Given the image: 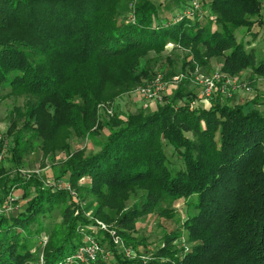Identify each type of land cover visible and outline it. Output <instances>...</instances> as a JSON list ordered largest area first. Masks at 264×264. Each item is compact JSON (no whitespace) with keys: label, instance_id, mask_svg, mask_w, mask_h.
Returning a JSON list of instances; mask_svg holds the SVG:
<instances>
[{"label":"trees","instance_id":"1","mask_svg":"<svg viewBox=\"0 0 264 264\" xmlns=\"http://www.w3.org/2000/svg\"><path fill=\"white\" fill-rule=\"evenodd\" d=\"M138 1L0 0V91L24 100L10 112L6 132L14 161L30 143L43 156L64 153L58 178L93 199L94 221L113 226L91 232L66 189H45L37 178L11 179L0 167V210L11 192H34L20 213L0 216V264H28L33 240L44 233L42 220L55 210L63 229L49 232L42 264H106L102 257L73 259L88 238L117 264H264V114L218 102L209 109L177 106L178 91L173 104L152 113L114 115L103 125L98 117L149 76L138 71L141 60L169 44L188 52L190 70L221 59L226 77L248 70L264 79V60L236 37L242 29L255 36L263 26L261 3L196 0L194 9L192 0ZM161 8L179 12L162 18ZM103 127L107 135L96 152L70 153L71 137ZM2 148L0 141V154ZM166 148L180 168L172 167ZM82 180L85 187H78ZM139 192L143 201L127 208ZM179 200L189 250L174 248L182 237L175 232L155 252L141 248L133 238L137 221L159 206L169 218ZM117 245L132 256L117 255Z\"/></svg>","mask_w":264,"mask_h":264},{"label":"rangeland","instance_id":"2","mask_svg":"<svg viewBox=\"0 0 264 264\" xmlns=\"http://www.w3.org/2000/svg\"><path fill=\"white\" fill-rule=\"evenodd\" d=\"M144 0H139L142 3ZM154 4H158L162 0H151ZM261 3V16L264 18V0H259ZM168 3V0L165 4ZM179 11L173 10L168 13L164 8L160 9V16L166 17L171 14V17L177 15ZM129 17V15H128ZM127 17V19H128ZM255 31V36L249 34L242 29L237 32V41L242 42L246 49H254L257 59L264 60V26L259 27ZM222 65L221 59H212L207 67H195L190 70L188 64V52L179 49L171 44L167 45L164 51L156 56L149 53L140 62L138 71L144 69L148 71L149 76L141 77L136 88L127 94L117 98L108 108L101 109L98 112L99 123H106L112 116L124 118L128 115L137 113H152L159 106L171 103L178 91H181L182 98L176 99V105L180 106L187 103L191 109H209L216 102L228 106H244L247 109H254L264 114V79L253 76L250 71H244L239 76L230 78L222 75L220 68ZM216 76V90L209 98H205L202 94V81L205 78ZM160 77L163 87L154 89L156 97L154 99H145L138 96L136 90L138 87L149 85L155 78ZM9 90L3 88L0 91V141H3L2 153L0 154V167L11 179L26 181L31 178H37L45 189H66L69 192L71 201L80 211L82 217L89 221V226H86L91 232L99 230L98 221L92 218L94 210V202L90 196L84 192H76L69 188L65 177L58 178L62 175L65 167L63 161L66 159L64 153H55L49 156H43L40 150L37 149V143H30V149L22 155L20 162L17 164L11 153L13 141L6 136L9 127L10 112L16 107H22L24 100L22 98H14L8 96ZM159 98V99H158ZM107 129H102L95 132L94 135H88L85 138L71 137L68 141L70 153L83 150L85 155H90L96 152L101 143L105 141ZM167 157L174 168L181 167V160L170 148H166ZM28 183V182H27ZM86 180L79 182L78 187H85ZM33 188L27 187L25 191L15 190L7 197L4 205L5 215H15L20 213L26 205L27 199L33 196ZM143 193L139 192L127 202V208H132L137 203L143 201ZM183 201H176L172 206L171 217H165L164 207L159 206L154 213L146 216L136 223V231L133 238L141 248L151 252L157 251L163 246L164 237L172 232L181 233L182 237L174 242V248L184 251L189 250L190 245L185 242V235L182 230V224L186 218L184 214ZM95 223L94 225H92ZM44 233L41 237L33 240L32 253L33 257L28 264H42L41 249L47 241L49 232L59 234L62 231L60 223V212L55 210L52 215L42 220ZM112 228L113 226H108ZM103 231V230H102ZM139 249L142 251V249ZM117 255L123 258L128 257L127 251L122 246L117 245L115 248ZM98 257L104 258L106 264H117L116 260L111 257L109 250L103 248ZM132 256V254H129Z\"/></svg>","mask_w":264,"mask_h":264},{"label":"built area","instance_id":"3","mask_svg":"<svg viewBox=\"0 0 264 264\" xmlns=\"http://www.w3.org/2000/svg\"><path fill=\"white\" fill-rule=\"evenodd\" d=\"M192 7L194 9L198 8V4L196 0H192ZM189 15V13L187 14V16ZM180 19V18H179ZM177 19V21L179 20ZM218 78L216 76L210 77V78H205L202 81V94L205 98H209L212 93H214V91L216 90V83H217ZM163 87V83L160 77L155 78L153 81H151V83L149 85H144V87H138L136 92L138 94V96L140 97H144L145 99H154L156 97V94L154 93V89H158V88H162ZM159 99V98H158ZM106 111L107 108H105ZM4 210H0V216L3 215ZM98 227L101 230H105L107 231L109 229V227L101 222H98ZM110 234H113L112 232H110ZM115 243H117V241H115ZM98 253H101V249L99 248V246L97 245V243L95 241H93L92 239L88 238V240H86L85 244H83L82 246H80L74 256L73 259L77 260L81 263H89V262H94L96 261V259L98 258ZM126 254L128 256H130L129 254H132V252L127 251Z\"/></svg>","mask_w":264,"mask_h":264},{"label":"crops","instance_id":"4","mask_svg":"<svg viewBox=\"0 0 264 264\" xmlns=\"http://www.w3.org/2000/svg\"><path fill=\"white\" fill-rule=\"evenodd\" d=\"M262 18V21H263V26H264V18H263V16L261 17ZM255 32V31H254Z\"/></svg>","mask_w":264,"mask_h":264}]
</instances>
